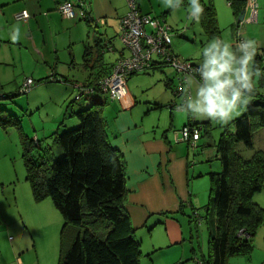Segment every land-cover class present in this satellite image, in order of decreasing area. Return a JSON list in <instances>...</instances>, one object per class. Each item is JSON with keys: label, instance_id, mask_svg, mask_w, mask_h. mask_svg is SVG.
I'll use <instances>...</instances> for the list:
<instances>
[{"label": "crops", "instance_id": "1", "mask_svg": "<svg viewBox=\"0 0 264 264\" xmlns=\"http://www.w3.org/2000/svg\"><path fill=\"white\" fill-rule=\"evenodd\" d=\"M64 1L66 0H0V93L16 95L21 85L20 79L31 78L36 87L26 95L27 106L30 102H40L42 105L39 93L43 88H52L50 90L55 93L49 101H53L55 105L62 104L63 115L70 98L77 92L73 83L89 86L96 78L108 74L119 58L129 55L128 49L118 36L120 19L128 11L126 0H85L84 18L78 6L74 8V17H62L57 7ZM136 5L141 14L158 18L167 24L176 25L183 16L180 9L173 11L165 7L164 0H136ZM182 7H188V0H183ZM21 11H27L28 18L16 20L15 14ZM174 12L178 15L174 16ZM177 16L179 18H176ZM14 26L20 28L17 40L11 38ZM169 26L173 30L172 26ZM147 31L150 29L147 28ZM159 62L160 57L154 54L151 68L138 73H153L157 69L161 71L166 66H159ZM171 70L175 74L173 68ZM51 74L59 80H50L48 77ZM255 77H252V82L258 90L254 84ZM177 80L175 88L171 79L166 81L165 85L174 95V99L180 97L181 100L184 94L183 83L178 78ZM126 91L122 102L111 101L105 110L103 106L109 97L105 98L106 96L99 92L83 96L73 110L85 109L93 103L101 104L108 140L124 161L125 210L139 242L141 243L142 238L137 235L138 231L149 234L151 250L147 255L153 263L157 264L158 258L169 257L173 264H198L206 254L197 257L192 243L188 250L184 248L176 251L182 238L176 216L179 213L183 215L185 207L199 205L195 197L197 179L207 176L212 170H218L217 164L210 160L213 156L216 162L218 161L215 145V154L204 156L205 144L201 137L207 131L205 123L208 122L206 119H193L204 125L200 140L193 148L177 140L178 132L190 118H185L181 113L170 112V121H166V124L145 121L150 111L161 109L163 106L168 108L169 105L172 111L179 104L178 100L171 101V97L168 100L167 93L166 103L147 107L137 105V99L133 90L129 89L128 81ZM21 103L22 99H14L4 103V107L9 109ZM175 117L180 122L176 123ZM54 121L56 123L59 120ZM76 124L75 120L70 121V126ZM253 151L254 147L249 150L247 157H250ZM1 171L2 169L0 173ZM6 178L9 179L8 176H0L4 196L8 189L5 183H12L11 177L8 182H5ZM26 182L21 185V199L30 205L27 198L30 190L26 187ZM203 184L206 186L207 183ZM253 199L264 208V184L262 189L253 195ZM46 208L51 213V207ZM1 225L7 228V223L0 214ZM155 232H158V238L154 236ZM257 244L264 246V224L256 230L252 238L253 249ZM189 260L190 263L187 262ZM15 263L23 264L22 258H16ZM227 264H264V256L259 260L252 255L234 256L228 259Z\"/></svg>", "mask_w": 264, "mask_h": 264}, {"label": "trees", "instance_id": "2", "mask_svg": "<svg viewBox=\"0 0 264 264\" xmlns=\"http://www.w3.org/2000/svg\"><path fill=\"white\" fill-rule=\"evenodd\" d=\"M200 2L204 7L200 19L204 34L207 38L219 37L212 0ZM227 2L238 18L246 0ZM262 6L264 20V0ZM263 53L256 50L253 65L260 70V77L264 72ZM158 65L167 66L162 61ZM99 78L87 86L93 87L91 93L73 98L66 106V113L71 109V114L79 121L78 126L62 133L56 130L47 137L63 150L62 156L53 162H49L45 154L39 155L38 160L32 158L34 151L40 149L39 141L27 138L14 113L4 104L0 105V127L7 130L14 126L18 132L25 179L33 199L50 198L63 219L61 235L72 230L73 238L61 251L59 264H140V242L124 205V161L108 140L101 104L93 103L75 113L72 112L74 106L71 108L83 96L99 92L94 87ZM20 94L19 91L16 95L0 93V100ZM249 95L256 102L248 103L245 111L231 121V128L223 129L215 144L220 170L208 173V204L214 214L213 226L208 233L207 254L198 264H227L230 257L249 256L253 249L252 238L264 224V208L253 199L264 184V152L255 150L250 157H244L236 149L242 144L253 150L254 133L264 128V94L254 87ZM191 121L192 118L186 124ZM193 123L200 124L195 120Z\"/></svg>", "mask_w": 264, "mask_h": 264}, {"label": "rangeland", "instance_id": "3", "mask_svg": "<svg viewBox=\"0 0 264 264\" xmlns=\"http://www.w3.org/2000/svg\"><path fill=\"white\" fill-rule=\"evenodd\" d=\"M204 1L208 2L209 0ZM257 2L259 4L258 22L240 25L239 32L246 40L254 41L255 46L259 51H264L262 0H257ZM212 3L217 15L218 28L220 29L219 37L216 38L222 39L233 45L235 40L234 32L236 31L235 25L238 18L233 14L227 0H212ZM180 10L183 11L181 20L176 25L168 23L173 28L171 31L172 50L178 55L177 57L181 61H190L198 66L201 61V48L213 38L206 37L200 21L199 23H195L188 19V16L186 15L187 7H181ZM173 15L176 16L178 14L177 12H174ZM176 18L179 17L177 16ZM171 68L170 66H166L161 69V71L157 69L153 73H150V71L148 73H138L128 78L129 89L133 90L138 102L137 105L141 104L147 107H155L156 104L166 103L167 93L168 100L171 97V101L178 100V103L180 102V97L174 99V95L165 85L166 81L171 79L173 80V83H175L174 88L177 86L178 76L176 75V72L175 74L173 73ZM24 80L25 78L20 79L21 84ZM254 84L257 86L259 93L264 94V72L261 77H255ZM34 86L35 83L31 89ZM50 89L52 88H43L42 92L39 93V100L43 101L42 105H40V102H30L27 106L25 100L26 95L30 90L26 94L14 96L12 99L8 98L0 100V105L14 99H22L21 104L16 107H10L9 109L16 116L21 130L27 138H39L36 140L39 141L40 149H37L36 153L34 151L32 158L38 160L39 155L42 156L45 154L49 162H53L62 156L63 150L61 146L52 141L50 137L46 138V136L56 130L62 133L76 128L78 125L76 124V127L70 126V121L72 119L77 123L79 121L75 114H71V109L68 110L64 118V115L61 114L62 104L55 105L53 101H49V98L55 93ZM192 91L194 93L195 89ZM103 95L106 96L105 98H108L106 94ZM74 96L75 95L73 94L70 101ZM250 97L251 99L249 102H256V99H252V96ZM106 101V105L103 106L104 110L109 106L108 104L112 103L111 101L114 100L109 99ZM78 103L79 102L74 103L71 108ZM76 111H78V109H75L72 112L75 113ZM244 111L245 109L241 111L239 115L234 116L226 124L213 123L209 120L206 121L208 122L205 123L207 131L203 137H201L205 144L204 156L211 153L215 154L214 145L218 141L223 129L226 127L231 128V121L239 117ZM151 112L152 111H150L149 115L145 117V121L147 122L151 120L155 124H164L166 121H170V112H174V114L180 113L177 110V107L171 111L169 105L168 108L167 106H163L161 109L158 108L157 110H154L152 114ZM58 116L62 117L59 118ZM54 120L59 121L55 123ZM175 120L177 121L176 123L180 122L177 117H175ZM60 121L62 123L58 125ZM203 140L201 141L202 143ZM253 146L255 150H264V128L255 131ZM236 149L242 154V156H248L249 150L242 144H238ZM198 151L199 150H197V152ZM210 160L213 161V163H216L218 170H220V164L218 161L216 162L213 156ZM0 169H2L0 176H8L9 178H6L5 182H8L10 177L12 180V183L10 184L5 183L8 186H6L8 189L5 192V196L3 195L2 187L0 186V214L3 216L5 223H7V228L3 225L0 226V264H11V261L14 264L16 258H22L23 264H59L60 253L64 250L66 245H69L73 238V233L72 230H68L63 233V236L61 235L63 219L59 211L54 207L50 198L35 201L32 193L30 194V186L25 181L26 176L22 159V147L19 141L18 132L14 126H9L7 130L0 127ZM211 172L218 171L212 170ZM197 181L198 184L196 186L197 191L195 197L196 201L199 202V205L185 207L184 214L182 215L179 213L176 216L182 232L181 243L180 245H177L179 247L176 251L184 248L188 250L192 243L196 256L200 258L202 254H207L208 251L207 239L208 233L213 226L214 214L211 205L208 204V175L198 178ZM25 182L27 183L26 187L30 190L27 195L30 205L21 199V185ZM204 182L208 185L206 184L205 186L203 184ZM46 207H51V213ZM154 231H156V229ZM137 235L142 238L140 243V264H154L153 260L147 255L148 251L151 250V239L149 234L145 231H138ZM157 235L158 232H155L154 236L157 237ZM259 245H255L252 252H250V256L252 255V257L257 260L264 256L262 255L264 252V246ZM157 260V264H173L169 257L158 258ZM187 262L190 263L191 260Z\"/></svg>", "mask_w": 264, "mask_h": 264}, {"label": "built area", "instance_id": "4", "mask_svg": "<svg viewBox=\"0 0 264 264\" xmlns=\"http://www.w3.org/2000/svg\"><path fill=\"white\" fill-rule=\"evenodd\" d=\"M85 0H66L57 7L64 18L74 17V8L78 6L84 18L83 6ZM128 11L121 17L119 23V39L128 49L127 57L119 58L111 67L108 74L100 77L94 83V87L102 94H106L110 100L122 102L127 94L126 83L128 78L138 72H146L152 66V56L157 54L163 64L172 67L178 79L183 83V79L188 74H193L198 67L190 61H181L172 50L171 27L158 18L147 14H141L137 8L136 0H126ZM243 18L239 21V26L248 23L258 22L259 4L257 0H246ZM28 18L27 11L15 14L16 20ZM239 26L235 32L236 45L239 42L247 41L240 35ZM147 28L150 31H147ZM261 64L264 65V53L261 57ZM50 80H57L53 74ZM35 82L27 78L21 84L19 92L26 94ZM77 92L74 99H79L84 94L92 92L93 87H87L78 83L72 84ZM182 92V90H181ZM201 124L193 123L184 125L178 132L177 140L195 148L200 140Z\"/></svg>", "mask_w": 264, "mask_h": 264}, {"label": "clouds", "instance_id": "5", "mask_svg": "<svg viewBox=\"0 0 264 264\" xmlns=\"http://www.w3.org/2000/svg\"><path fill=\"white\" fill-rule=\"evenodd\" d=\"M183 0H164V6L176 11ZM204 7L200 0H188V19L199 23ZM20 28L13 27L12 40L19 39ZM201 61L193 74L183 79V97L177 110L185 117L226 124L248 105L253 91L255 42L232 44L219 39L209 40L200 50ZM193 89H195L193 93Z\"/></svg>", "mask_w": 264, "mask_h": 264}, {"label": "water", "instance_id": "6", "mask_svg": "<svg viewBox=\"0 0 264 264\" xmlns=\"http://www.w3.org/2000/svg\"><path fill=\"white\" fill-rule=\"evenodd\" d=\"M244 9L241 11V13L239 14L238 16V19L241 20L243 18V15H244Z\"/></svg>", "mask_w": 264, "mask_h": 264}]
</instances>
